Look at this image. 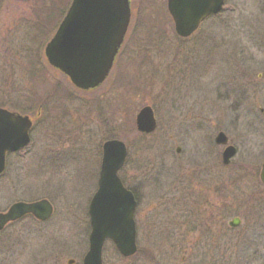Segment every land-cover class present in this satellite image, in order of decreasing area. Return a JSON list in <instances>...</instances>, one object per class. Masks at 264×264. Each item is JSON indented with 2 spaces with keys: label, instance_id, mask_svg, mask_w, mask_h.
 <instances>
[{
  "label": "rangeland",
  "instance_id": "374dc122",
  "mask_svg": "<svg viewBox=\"0 0 264 264\" xmlns=\"http://www.w3.org/2000/svg\"><path fill=\"white\" fill-rule=\"evenodd\" d=\"M68 1L0 0V104L39 113L28 146L6 157L0 211L41 197L54 205L47 221L26 218L0 232V264H80L87 249V206L108 138L122 140L128 150L118 176L138 191V251L123 258L106 242L104 264H264V247L246 243L251 236L262 240L243 221L233 230L220 227L213 233L217 248L209 249L210 235H199L200 203L194 208L185 201L180 181L185 171L197 173L202 151H218L220 157L214 127L225 129L227 121L212 127L216 113L239 116L234 165L251 145L264 148V135L248 145L255 134L245 121L252 108L257 113L264 106L260 100L252 107L255 90L245 84L247 75L264 71V0H226L220 15L189 38L175 34L166 0H130L122 51L108 79L92 91H76L43 55L60 20L58 9L65 10ZM144 105L156 119L148 134L134 125ZM220 168L218 176L226 178L228 169ZM240 173L236 167L235 177ZM234 188L239 202L231 207L235 199L218 197L220 226L242 214L243 189Z\"/></svg>",
  "mask_w": 264,
  "mask_h": 264
},
{
  "label": "water",
  "instance_id": "95a60500",
  "mask_svg": "<svg viewBox=\"0 0 264 264\" xmlns=\"http://www.w3.org/2000/svg\"><path fill=\"white\" fill-rule=\"evenodd\" d=\"M224 0H166L175 33L190 36L200 23L218 13ZM131 18L130 0H71L54 35L44 47L50 66L59 70L78 89L98 87L108 76L122 46ZM139 132L150 133L156 121L150 106L142 107L135 116ZM31 120L26 115L0 108V173L7 151L19 150L29 142ZM226 144L220 132L215 138ZM234 153L228 145L222 153L224 163ZM127 154L123 141L109 139L102 144V159L97 190L89 203L90 233L88 250L82 264H102L101 252L106 238L113 241L122 256L136 251L133 214L136 201L117 176ZM264 177V164L262 167ZM264 182V181H263ZM52 206L46 199L18 201L0 212V230L26 214L46 220ZM231 221L230 224H234ZM73 261L68 260L71 264Z\"/></svg>",
  "mask_w": 264,
  "mask_h": 264
},
{
  "label": "flooded vegetation",
  "instance_id": "af4514ba",
  "mask_svg": "<svg viewBox=\"0 0 264 264\" xmlns=\"http://www.w3.org/2000/svg\"><path fill=\"white\" fill-rule=\"evenodd\" d=\"M251 74L254 75L255 72H252ZM245 84L250 85L249 87H252L253 90L255 91L258 90L257 94L255 91H253L252 96H254L253 98L255 99H254V102H251L253 105L252 107H255L256 104L260 103V100L262 101V105H264V71H258L256 78L255 76L247 75V80ZM77 91H81V90H77ZM0 106H2L3 108L9 111L27 115L32 121V126H33V120L36 117H38V114H39L37 113L36 117H32L30 115V111L26 112L27 110L25 111L17 110L15 108L6 106L4 104H0ZM258 108H259V112L257 111L256 113L255 108H252L254 113L252 115L250 114L245 115L246 117H252L251 119L249 118L245 121L250 122L249 131L257 135V136L252 135L251 137L247 138L249 146L252 144V141H253V144L255 143L254 137L258 138L264 135V106H260ZM213 116L215 117L214 118L215 123L214 124L212 123L213 124L212 127H214V125L217 126V121L221 120V118L227 121V127L225 128L226 130L224 129V127H214L216 134L213 138V142L216 145L215 147H217V149L221 148L220 157H219L218 151L213 150L210 152H207V151L201 152L200 159L198 160L199 163H195L194 165L196 166V168L198 167L197 173L192 174V173H188L185 171L187 175H184V177L180 180V181H183L181 182L182 197H184L185 201L190 206L193 205L194 208H197V204L200 203V208H198L199 210L197 213L199 214V219H200V224L202 225V228H201L202 230L199 231V235L201 236V233L210 235L209 241L211 242L208 247L209 249L211 250L213 248L216 249L217 248L216 246L218 245L216 244V241H217L216 239L218 238V236L216 238H213L214 232H217V231L219 232L220 227L226 230H233L240 225L241 221H243L242 224L245 225L247 229L250 231V235H257L258 237L257 240H262V241H256L255 240L256 238L251 236L250 242L249 241L246 242V243H249L248 246L251 248H255V249L258 248L259 246L264 247V182H263L264 177L262 175V167L264 164V148L261 146H257V145L254 148L251 145L249 147V150L245 152V155L242 156L241 163L238 165L236 163L234 165L233 159L237 157L239 154L238 145L235 141V136H234V129L236 128L235 122L239 120V116H235L233 113H230V114L228 113L227 115H220L216 113ZM202 117L205 119L202 112L198 113L197 119L198 121L200 120V124H199L200 126H202L201 124L202 119H203ZM220 132H222L225 135L227 139L226 144H218L216 142L215 138L217 134ZM228 145H231L234 147V153L230 157L229 161L224 163L222 160V153L225 147ZM25 148L26 147L22 148L20 151H22ZM175 152L179 153L180 147H176ZM101 153H100V162H101ZM9 154L11 153L7 152L5 155L4 169L2 173L0 174V176L4 173L6 169V157ZM203 157H204V163H200L201 158ZM193 159H195V157H193ZM99 167H100V163H99ZM236 167H239L242 173H240L239 176L235 177L234 170ZM219 168L228 169L226 178L220 177L221 174L218 176L219 173H217V170ZM237 181H239V183ZM96 186H97V182H96ZM234 186H241V188L243 189V199L241 201L242 207H243L242 214L240 215V217H238L237 215V216L232 217L230 220H228L227 226H225V222L222 220L223 223L220 226L219 225L220 217L218 213V203H217L218 197L219 195H222L226 199H231V198L235 199L231 201L233 203H231L230 207L238 203L239 201H237L235 198L236 189L234 188ZM127 188L131 191L136 201V206H135V211H134V230H135V240L137 244V241H138V225L137 224L138 223L135 220V212H136V209L139 203V195H138V191H136L135 189L129 188V187ZM41 199H46L52 206V212H54V205L46 197H41V198L32 199L28 201L26 200L25 202H35ZM202 203L204 206H206V207H203V209H202V206H203ZM87 211H88V206H87ZM26 218H28L29 220H34L36 222H40L31 214L24 215L23 218H21V220L26 219ZM235 219H236V222H234V224L231 225L230 222L235 221ZM106 242H110L112 244L110 240H106L105 243ZM182 242L185 243L184 238ZM87 247H88V236H87ZM137 251H138V244H137ZM215 256L214 257L212 256V260H214L212 261L213 263H215L218 259Z\"/></svg>",
  "mask_w": 264,
  "mask_h": 264
},
{
  "label": "trees",
  "instance_id": "16d2710c",
  "mask_svg": "<svg viewBox=\"0 0 264 264\" xmlns=\"http://www.w3.org/2000/svg\"><path fill=\"white\" fill-rule=\"evenodd\" d=\"M70 1V0H69ZM69 1L66 3V4H68L69 3ZM59 10V19L62 17V15H63V11H65L64 9L62 10V7H60V9H58ZM214 17H218V15H216V16H214ZM30 108L28 107L27 108V111L26 112H28V110H29ZM24 110V109H23ZM25 111V110H24ZM37 111L36 110H34V111H32V113H30V115L32 116V117H36L37 116Z\"/></svg>",
  "mask_w": 264,
  "mask_h": 264
},
{
  "label": "bare ground",
  "instance_id": "6f19581e",
  "mask_svg": "<svg viewBox=\"0 0 264 264\" xmlns=\"http://www.w3.org/2000/svg\"><path fill=\"white\" fill-rule=\"evenodd\" d=\"M224 7H225V4H223V6H222V8H221V10L220 11H222L223 9H224ZM219 11V12H220ZM167 14L169 15V19L171 20V22H172V25H173V21H172V18H171V16H170V14H169V12L167 11Z\"/></svg>",
  "mask_w": 264,
  "mask_h": 264
}]
</instances>
